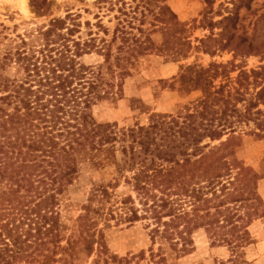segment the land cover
Segmentation results:
<instances>
[{
  "label": "trees",
  "instance_id": "16d2710c",
  "mask_svg": "<svg viewBox=\"0 0 264 264\" xmlns=\"http://www.w3.org/2000/svg\"><path fill=\"white\" fill-rule=\"evenodd\" d=\"M77 17L43 27L42 49L19 47L0 61L1 69L16 68L12 77L0 73V264H83L94 256L92 264H168L167 251L184 257L195 250L199 230L214 244L236 237L253 219L248 203L258 199L264 178V161L256 172L237 157L241 135L254 133L246 131L255 121L252 95L214 85L226 66H215L213 75L200 68L193 82L203 96L182 116L130 128L101 122L95 108L116 101L117 86L136 68L111 61L117 39V58L147 54L152 44L118 29L110 42L91 32L76 38ZM92 53L104 62L82 61ZM257 74L241 71L236 81L243 86L242 77ZM256 120L254 135L264 137V120ZM86 163L120 166L129 191L118 195L120 181L96 185L74 215L68 192ZM113 222H147L148 255L104 253L97 235Z\"/></svg>",
  "mask_w": 264,
  "mask_h": 264
},
{
  "label": "rangeland",
  "instance_id": "374dc122",
  "mask_svg": "<svg viewBox=\"0 0 264 264\" xmlns=\"http://www.w3.org/2000/svg\"><path fill=\"white\" fill-rule=\"evenodd\" d=\"M111 1L99 4L97 0H0V61H10L7 55L14 54L19 47L42 49L38 33L43 27L53 19L77 15L80 28L76 38L87 39L91 32L110 42L118 29V35L126 31L127 37L138 39L143 46L152 44L147 54L123 52L117 58L116 48L123 42L117 39L111 61L135 62L136 68L117 86L116 101L103 102L95 108L99 121L130 128L182 116L203 96L201 87L193 82L195 71L203 68L213 75L217 71L215 66L223 65L226 69H218L220 77L214 85H229L226 89L235 95V89L247 92V98L252 95L255 121L248 123L246 131L258 132L256 119L264 120V0ZM82 61L97 65L104 58L92 53ZM241 71L258 74L247 80L242 77L240 86L236 79ZM1 72L12 77L16 68L8 64L0 68ZM257 92L261 94L257 96ZM254 133L241 135L237 157L259 172L264 161V137ZM115 181L121 182L118 195L128 193L120 166L82 165L67 197V202L74 204L73 214L81 212L94 186ZM256 188L258 199L248 203L247 210L253 219L247 228L225 244H214L205 230H199L194 234L195 250L184 257L167 251L168 264H264V178L257 181ZM97 240L104 253L119 257L142 252L148 255L151 247L147 222H113L108 228L101 227ZM94 258L84 260L83 264H92Z\"/></svg>",
  "mask_w": 264,
  "mask_h": 264
},
{
  "label": "bare ground",
  "instance_id": "6f19581e",
  "mask_svg": "<svg viewBox=\"0 0 264 264\" xmlns=\"http://www.w3.org/2000/svg\"><path fill=\"white\" fill-rule=\"evenodd\" d=\"M27 11V10H26Z\"/></svg>",
  "mask_w": 264,
  "mask_h": 264
}]
</instances>
